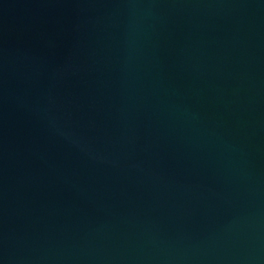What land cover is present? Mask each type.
Here are the masks:
<instances>
[{"label": "water", "instance_id": "95a60500", "mask_svg": "<svg viewBox=\"0 0 264 264\" xmlns=\"http://www.w3.org/2000/svg\"><path fill=\"white\" fill-rule=\"evenodd\" d=\"M0 264H264V0H0Z\"/></svg>", "mask_w": 264, "mask_h": 264}]
</instances>
